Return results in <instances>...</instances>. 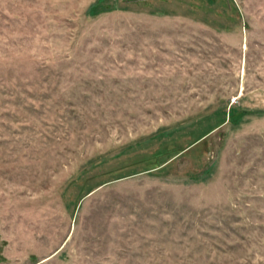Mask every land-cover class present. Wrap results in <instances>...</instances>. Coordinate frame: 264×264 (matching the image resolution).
I'll return each mask as SVG.
<instances>
[{
    "label": "rangeland",
    "instance_id": "obj_1",
    "mask_svg": "<svg viewBox=\"0 0 264 264\" xmlns=\"http://www.w3.org/2000/svg\"><path fill=\"white\" fill-rule=\"evenodd\" d=\"M0 264H264V0H0Z\"/></svg>",
    "mask_w": 264,
    "mask_h": 264
}]
</instances>
